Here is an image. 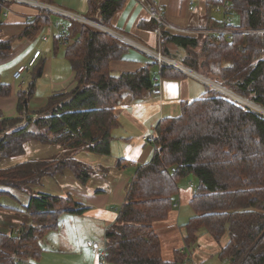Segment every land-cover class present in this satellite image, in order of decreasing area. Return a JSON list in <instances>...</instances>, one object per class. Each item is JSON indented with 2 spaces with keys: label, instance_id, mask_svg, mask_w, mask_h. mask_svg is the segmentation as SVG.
I'll return each instance as SVG.
<instances>
[{
  "label": "trees",
  "instance_id": "16d2710c",
  "mask_svg": "<svg viewBox=\"0 0 264 264\" xmlns=\"http://www.w3.org/2000/svg\"><path fill=\"white\" fill-rule=\"evenodd\" d=\"M125 1L87 0L85 17L107 26ZM205 1V24L219 27L213 0ZM228 1L231 18L233 13L238 15L235 23L232 18L230 26L236 31L230 37H188L162 30L159 52L172 59L168 46L183 48V66L206 77L212 73L214 82L264 108V31L246 32L264 29V0ZM10 4L0 0V27L3 7ZM44 16L28 22L17 38L33 37L48 24ZM66 19V40H75L64 45L63 55L75 84L68 91L50 95L44 106L31 111L28 102L44 62L34 65L26 88L16 92L18 116L4 118L0 112V163L21 155L24 144L32 140L60 145L66 152L0 166L2 187L28 191L29 184L65 169L86 183L95 170L74 159V154H110L112 131L118 125L114 108L124 96L138 102L157 92L160 79L189 76L165 63L153 69L158 65L155 57L137 70L115 73L111 63L126 60L130 44L86 23ZM139 26L153 30L155 23L149 19ZM13 39L0 40L1 58L11 53ZM61 45L60 35L54 36L53 52ZM10 95L11 85L0 80V98ZM154 131V154L148 162L135 165L117 217L104 231L106 262L182 264L187 248L203 231L216 242L228 235L227 243L216 251L223 264H264V119L224 100L206 84L200 98L182 102L179 116L160 120ZM125 162L117 159L116 167ZM182 178L193 181L196 188L189 201L194 215L184 224V251H175L172 260H165L154 223L168 218ZM3 194L6 192L0 190V196ZM87 209L70 196L31 193L25 207L31 223L0 233V264L39 259L44 251L42 240L46 233L57 230L59 215L69 211L82 214Z\"/></svg>",
  "mask_w": 264,
  "mask_h": 264
},
{
  "label": "crops",
  "instance_id": "0c3cea01",
  "mask_svg": "<svg viewBox=\"0 0 264 264\" xmlns=\"http://www.w3.org/2000/svg\"><path fill=\"white\" fill-rule=\"evenodd\" d=\"M153 1L161 7L166 21L173 28L207 26L203 18L205 0H194L195 11L190 10L191 0ZM48 7L64 10L78 16L84 15L85 17V14H80V12L86 13L87 0H15L9 5L8 15L2 18L3 24L0 27V40L14 39L12 40L10 55L6 58L0 57V63L13 59L15 55H20L22 58L15 60L10 75L11 79L17 67L27 64L33 54L39 50L32 45V39L17 38L24 28H26L28 22L45 13L44 17L48 19V24L41 26L36 35L42 32L47 33L51 39L59 35L58 27L51 21L52 17L54 19H62L64 22L62 24L66 25L67 19L58 18L64 16L47 10L49 9ZM215 17L218 19L221 18L220 14ZM143 21H149V17L141 1L126 0L122 8L113 15L110 24L106 26L110 31H114L125 37L129 41L131 48H133V50H129L126 53V60L113 61L111 63L110 67L115 73L137 70L145 62L150 61L153 53L158 51V38L153 30L139 26V23ZM166 31L176 34L173 30L166 29ZM168 47L174 61L178 59L174 55L183 58L186 54L183 48ZM41 56L42 54L40 52L36 63ZM41 61L44 62L41 76L45 75L47 77L49 76V63L45 66L46 60L41 59ZM176 62L179 61L177 60ZM54 64L50 63L51 73H53ZM34 65L23 72L25 73L31 70L30 79L33 76ZM158 67V65L153 66L156 70ZM190 72L191 74H188L189 78L181 80L160 79L158 81L157 92L146 94L138 102L132 101L130 95L124 96L123 100L114 108L118 117V125L112 131L113 139L110 145V154L100 155L87 151H80L74 154V159L91 166L95 170L86 183H80L70 170L65 169L61 174L44 176L38 183L29 184L27 186L28 191L0 186V190L6 192V194L2 195L3 197L0 196V233L7 234L12 230L17 231L22 225L31 223V217L25 210L31 193H46L62 197L70 196L73 201L88 209L82 214H76L70 211L61 213L58 219L62 218V214H66L62 220V225L63 221L67 220L69 234L62 237L59 234L61 226L59 227L58 224L57 230L54 231L57 233L55 235L57 237L52 243L57 247H59V243L63 244L69 249H74V252L69 256L60 257L62 256V252L55 250L52 253L54 255H51V258L49 256V263L43 259L41 264H56L58 260L60 264H102L87 245L88 241L98 242L96 239L100 237L97 233L92 234V229L94 227L99 232L101 231L103 233L101 239L104 240L105 229L116 219L118 209L124 201L126 186L134 173L135 165L146 163L152 158L155 150L154 145L143 141L141 137L154 131L155 126L160 120L179 116L180 104L182 102L198 99L204 93V86V90L202 89L201 92L196 86H199V84L201 86L204 83L203 80L206 79L200 74ZM71 73L69 76V84L65 85L64 83V86L62 85V78L55 81L50 78L53 81L51 85L52 93L50 95L68 91L74 86V74L73 72ZM35 89L36 86L34 87V92ZM16 92L17 90H14L11 86V95L7 98H0V112L3 115L2 117L12 118L18 116L16 110ZM48 97L35 95L28 102V109L33 111L41 108L46 104ZM65 152L66 149L60 145L43 144L39 141L32 140L24 144V152L18 163L34 158L61 156ZM117 159L126 160L121 168L116 167ZM3 162L0 163V166L3 168L9 167L12 163H8L7 161L5 164ZM175 204L176 200L174 206ZM173 212L175 211L169 213L166 220L154 223V229L159 238L160 233L158 231L171 234L172 229L177 225L178 212L174 215ZM79 231L83 236L81 239L76 240L75 236ZM104 264L109 263L106 262Z\"/></svg>",
  "mask_w": 264,
  "mask_h": 264
},
{
  "label": "rangeland",
  "instance_id": "374dc122",
  "mask_svg": "<svg viewBox=\"0 0 264 264\" xmlns=\"http://www.w3.org/2000/svg\"><path fill=\"white\" fill-rule=\"evenodd\" d=\"M4 9H5V7H3L2 15H4ZM52 12H54V11H52ZM215 13H214V16H216V15L219 16V14H215ZM80 14H85V13L80 12ZM79 16L84 17V15H79ZM58 18L66 19L64 17H58ZM232 18H233V23L238 21V15L237 14L233 13ZM54 20L55 21L58 20L60 25H63L62 23H64L62 21V19H54V17H52L51 21L55 22ZM200 27H208V26H200ZM200 27H196V28H200ZM54 29H56V28H54ZM36 34L33 37H31L30 39H32V45L34 47L38 48L42 54V56L38 60V63L41 62V59L46 60L45 66H46V64L49 63V66H48L49 67V71H48L49 76L46 77L45 75H43L41 77H38L35 80L36 89H35L33 97L35 95H37V96H43V97L47 98L52 93L51 85L53 84V81H51V79L55 81V80H59L62 78V85L64 83H65V85H67V84H69V81H70L69 76L72 73H71L70 65L63 55L64 44H62L59 47L57 53H54L53 52V46H52L53 38L51 39V37L47 33H43V32L38 34V35H36ZM45 36L48 38L47 40H46ZM129 50H133V48L130 47ZM54 54H56V55H54ZM174 56L176 59L178 58L177 60L179 62H176L177 60L174 61L173 59H170V60H173L178 65L186 68L185 66H183L181 64L182 57H178L176 55H174ZM19 59H22L21 56L15 55V57L13 59L8 60V61L3 62V63H0V80L4 83L11 84V86L13 87L14 90H19V89L24 90L26 88L27 82L30 79V74H31V70H29L30 72L27 71V72L22 74V78L20 80H15L13 78L12 79L10 78L11 71L14 67V62H15V60H19ZM50 63H55L54 67H53V73H51V71H50ZM186 69H188V68H186ZM184 71H186V70L184 69ZM185 73H187V72H185ZM199 74L202 77H204V79H206V80H203L204 83L202 82L204 85L201 84V86H200V84H199V86L198 85L196 86L197 89L200 90V92L202 91L203 86L205 87L206 84L210 87L212 86V87L220 89L219 86H221V85H219L213 81L214 79H213L212 73H208L207 77L201 71ZM187 78H189V76ZM63 80H64V82H63ZM216 84H217V86L218 85L219 86L218 87L215 86ZM221 87H223V86H221ZM21 155L17 156V157H11V158L5 159V160H3L4 161L3 163L6 164L8 161V163L12 162L9 166L14 165V164L20 162ZM188 183L193 184L194 182L188 178H182L178 182L179 193H177V195L175 196L176 204L172 209V211H175V212H173V215L176 214V212H178L177 225L174 226V228L171 231V234H165L163 231H160V232L158 231V233H160L161 254H162L163 259H165V260H171L173 258V254H174L173 252L175 251V249L181 248L184 246L186 247V245L183 242L184 224L187 222V220L191 216L194 215L193 210L189 204V201H190L191 197L193 196V194L191 193V190L188 188V186H189ZM64 215H66V214H62V218L58 219L59 227L61 226V228L59 230V234L62 235V237L67 236L69 234L68 233L69 232V227H68L69 224L67 223V220H64L63 221L64 226L62 225V220L64 219ZM174 219H176V217H174ZM65 229H66V231H65ZM94 233L95 234L97 233L100 236L96 240L98 241V243L100 245H103L104 240L101 239L103 233L101 231L99 232L98 229H95L93 227L92 234H94ZM55 235H57V233L54 231H50V232L46 233L45 237L42 240V244H41V245H43L45 251L42 252L41 257L39 259H37V260L32 259L30 261H25L22 264H29V263L41 264L43 259L45 260V262L49 263L48 261H50L51 255H54L52 253H54L55 250H60L62 252V256H60V257H65V256L71 255L72 252H74L73 251L74 249L73 250L69 249L68 247H65V245L60 244V243H59V247H57L56 245H54V243H52V242H54V239L57 237ZM82 236H83L82 233L79 231L76 234L75 239L79 240L82 238ZM51 237H53V238H51ZM227 241H228V235L227 234H225L219 241L216 242L207 233L202 231L199 233L196 243H194L193 245L189 246V248H187V255L188 256L184 261L187 260L189 262V264H223L219 260V258L217 257L216 251L218 250V248L220 246H224L227 243ZM75 244H76V241H75ZM49 256H50V258H49ZM60 259H62V258H60ZM56 264H60L59 260L57 261Z\"/></svg>",
  "mask_w": 264,
  "mask_h": 264
},
{
  "label": "built area",
  "instance_id": "2783aa9c",
  "mask_svg": "<svg viewBox=\"0 0 264 264\" xmlns=\"http://www.w3.org/2000/svg\"><path fill=\"white\" fill-rule=\"evenodd\" d=\"M8 1H10L12 3L15 0H8ZM140 1L142 3L143 7L145 8L146 12H147L149 19L154 21V23H155V27L153 29V32L158 38V51L156 53H153V57H155V59L157 60L159 67L161 66L162 63H165V64L173 66V67H175V68H177L183 72H187L188 74H191V72L188 69L178 65L177 63L170 60L169 58L162 56L161 53L159 52L160 35H161L162 30H166V29L171 30V31L173 30L178 35H183V36H188V37H198V36L199 37H207V36H221V35H224L226 37H230L236 31V29L234 27L230 26L232 24V18H231V5H230V2L228 0H213V10L216 13H219L221 16V18H220L221 25L219 27H212V26L200 27V28H196V27L195 28H186L185 27V28H178V29L173 28L168 24V22L166 21V19L164 17V14H163L161 7L156 2H154L153 0H140ZM194 3H195V1L191 0L190 10H192V11L196 10ZM48 8L49 9H47V10H49V11L52 10V11L59 13L60 15L66 17V18H71V19H74L76 21L86 23L87 25L91 26L94 29H97V30H100L103 32H107V33L129 43V41L125 37L119 35L118 33L114 32V31H110L106 26H104L100 23H97L93 20L87 19L86 17H82V16L72 14L70 12H66L64 10L56 9L53 7H48ZM8 13H9V6L8 7L6 6L4 9V15L3 16L4 17L7 16ZM52 23L56 27H58V29H59V35H60L62 44L66 45L67 43H70V42L75 40V39H69V41L66 40L67 27L65 25L61 26L59 24V21H55ZM262 31H264V29L248 30L246 32L259 33ZM39 54H40V51L38 50L33 54L32 58L29 60V62L27 64L20 65L19 67H17V69L13 73V78L15 80H20L22 78V73L27 68H30L35 64L36 59H37ZM184 69L186 71H184ZM215 86H217V84ZM219 87H220V89L211 86V88L217 90L220 93V96L224 100L242 108L243 110L251 111L255 115L264 119V108L260 107L259 105L251 102L250 100H248L244 97L239 96L238 94L231 92L227 88H224L221 86H219ZM141 138L143 141L154 145L156 133H155V131H152L150 134L143 135ZM154 149H155V145H154ZM188 185H189L188 187L192 190V194L193 195L196 194V188H195L194 183L193 184L188 183ZM87 245L90 247L92 253L100 260V262L102 264L106 263V247L104 244L100 245L98 242L88 241ZM183 251H184V247L176 250V252H180V253ZM19 262H20V264L23 263V261H21V260ZM226 262H227V260H226ZM29 264H33V263H29ZM182 264H189V262L186 260Z\"/></svg>",
  "mask_w": 264,
  "mask_h": 264
}]
</instances>
